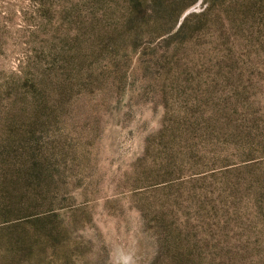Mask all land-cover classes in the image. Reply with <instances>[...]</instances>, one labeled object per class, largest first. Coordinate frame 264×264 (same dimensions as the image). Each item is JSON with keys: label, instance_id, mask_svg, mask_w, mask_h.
I'll return each mask as SVG.
<instances>
[{"label": "rangeland", "instance_id": "1", "mask_svg": "<svg viewBox=\"0 0 264 264\" xmlns=\"http://www.w3.org/2000/svg\"><path fill=\"white\" fill-rule=\"evenodd\" d=\"M0 264H264V0H0Z\"/></svg>", "mask_w": 264, "mask_h": 264}, {"label": "water", "instance_id": "2", "mask_svg": "<svg viewBox=\"0 0 264 264\" xmlns=\"http://www.w3.org/2000/svg\"><path fill=\"white\" fill-rule=\"evenodd\" d=\"M188 13H189V11H187V12L184 14L183 18H184Z\"/></svg>", "mask_w": 264, "mask_h": 264}, {"label": "trees", "instance_id": "3", "mask_svg": "<svg viewBox=\"0 0 264 264\" xmlns=\"http://www.w3.org/2000/svg\"><path fill=\"white\" fill-rule=\"evenodd\" d=\"M183 9H185V6H184V7H182V10H183ZM183 23H184V22H183ZM183 23H182V24H183ZM182 24H181V25H182Z\"/></svg>", "mask_w": 264, "mask_h": 264}]
</instances>
